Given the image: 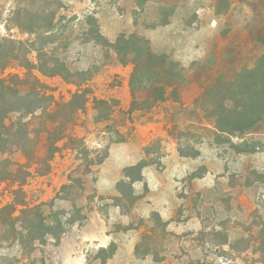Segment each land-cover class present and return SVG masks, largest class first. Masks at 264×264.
Returning <instances> with one entry per match:
<instances>
[{"label":"rangeland","instance_id":"obj_1","mask_svg":"<svg viewBox=\"0 0 264 264\" xmlns=\"http://www.w3.org/2000/svg\"><path fill=\"white\" fill-rule=\"evenodd\" d=\"M136 3L0 0V44L13 40L16 54L35 66L38 50L65 63L66 78L33 71L54 101L84 89L88 98L45 175L38 173L44 170L37 157L44 148L41 132L61 113L12 112L0 128V179L19 165L30 172L22 188L37 232H57L62 212L86 217L58 241L46 236L44 245L35 243L29 259L0 224V264H103L99 249L111 243L116 251L105 264H264V121L220 143L200 100L217 78H232L261 55L264 0H227L221 14L219 0ZM87 16L97 19L110 42L119 33L149 36L153 53L178 62L180 101L150 107L145 94L133 98L132 66L89 40ZM22 64L12 61L1 76L22 77ZM107 149L108 157L97 165ZM142 159L149 165L133 185L135 201L118 199L122 170ZM11 190L12 183L0 181V206L12 201Z\"/></svg>","mask_w":264,"mask_h":264},{"label":"trees","instance_id":"obj_2","mask_svg":"<svg viewBox=\"0 0 264 264\" xmlns=\"http://www.w3.org/2000/svg\"><path fill=\"white\" fill-rule=\"evenodd\" d=\"M146 2L147 0H137L136 5L142 7ZM228 8L227 0H219L216 14H221ZM167 23L165 22V24ZM87 24L91 27L90 41H94L104 48L112 49L121 64L132 66L129 84L133 98L136 92L145 94L146 99L152 102L150 107L158 102L180 101L177 84L181 80L183 68L178 62L169 59L166 54L153 53L149 40L136 33L129 35L119 33L112 43L100 32L97 19L94 16H87ZM26 32L35 33L32 30H26ZM257 42L262 46V53L253 67L242 68L229 79L220 76L208 85L200 96L201 109L207 117L214 119L220 143L223 136H242L255 125L264 121V30L257 37ZM6 44L10 45L9 51L4 48ZM15 44L16 42L10 39H4L0 44V72L6 69L12 61L23 63L25 72L22 77L17 75L2 77L0 74V128L5 127L4 121L12 112H21L24 116H29L40 111L39 117L42 115L51 117L61 113L59 117L62 119L47 120L41 132L44 148L37 157L38 162L44 166V170L38 172L37 168V172L40 175H45L50 170V161L59 151L58 142L67 137L69 125L74 122L76 115L86 109L87 93L85 89L78 90L67 101H54L53 97L45 92L47 86L38 79L33 71L36 69L45 76L66 78L69 71L65 63L55 56H47L43 50H38V65L35 66L25 55L18 56L16 54ZM22 44V42L19 43V45ZM94 101L99 104H107V101L96 98ZM133 103H135L134 99ZM24 138L27 141L32 140L29 134H26ZM232 146L240 152L246 151L241 150L238 145L232 144ZM107 157L108 149L97 165L102 164ZM148 165L147 160L142 159L122 170L123 179L116 183V189L121 196L118 199L124 197L131 204L135 201L133 185L142 180V170ZM18 168L17 170L8 168L5 177L0 179L1 182L12 183L13 187L11 190L12 201L0 206V224L10 230L13 239L18 242L20 250L25 251L29 259L35 250V243L44 245L46 236L53 237L58 241L70 226L85 220L86 217L80 211H78L79 218L62 212V215L56 218L57 232L51 230L37 232V223L30 218L34 214V208L28 206L22 188L30 172L25 170L22 165H19ZM17 172H20L22 177L16 179ZM62 218L65 219L64 222H62ZM20 221L23 222L20 224ZM42 224L43 222H41ZM115 251L114 243L108 247H101L98 253L101 262L105 264Z\"/></svg>","mask_w":264,"mask_h":264},{"label":"crops","instance_id":"obj_3","mask_svg":"<svg viewBox=\"0 0 264 264\" xmlns=\"http://www.w3.org/2000/svg\"><path fill=\"white\" fill-rule=\"evenodd\" d=\"M168 24L169 23H167L165 26H168ZM163 30H161V32H162ZM147 38L150 40V37L149 36H147ZM145 168H147V167H145ZM145 168L142 170V176H144V170H145ZM102 247H105V246H102Z\"/></svg>","mask_w":264,"mask_h":264}]
</instances>
